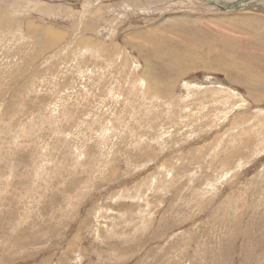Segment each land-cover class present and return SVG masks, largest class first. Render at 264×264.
<instances>
[{"label": "rangeland", "instance_id": "obj_1", "mask_svg": "<svg viewBox=\"0 0 264 264\" xmlns=\"http://www.w3.org/2000/svg\"><path fill=\"white\" fill-rule=\"evenodd\" d=\"M186 1L0 0V264H264L257 12Z\"/></svg>", "mask_w": 264, "mask_h": 264}, {"label": "bare ground", "instance_id": "obj_2", "mask_svg": "<svg viewBox=\"0 0 264 264\" xmlns=\"http://www.w3.org/2000/svg\"><path fill=\"white\" fill-rule=\"evenodd\" d=\"M18 1V0H17ZM21 1V0H20ZM25 1V0H24ZM91 2H93L92 4H94V0H90ZM97 1V0H96ZM186 1V0H184ZM190 1H193V0H188L186 2H188L189 4H192V3H195V4H201V2L199 0H197L196 2H190ZM90 2V3H91ZM203 3L205 4H208L209 6L213 7V8H216L218 10H221V11H227V12H230V13H238L240 11H251L253 10V12H257V13H253L251 15H243V16H233L234 19L238 18V17H242V19L240 20V23L242 21L243 25L245 24L246 25V28L250 29L249 31L252 33V36L250 37H247L246 41L243 42V43H239L238 41L236 40H233V39H229L231 41H224V39L222 37H219L216 35V29H215V32H214V29L212 28H208L205 29L206 32L208 31V35L206 36L207 41L205 43H203L204 46L207 47L208 51L210 52H213L215 53L212 49H214L212 47V45H209L210 43L211 44H224L227 46L228 50H223V51H219V55H220V61L218 63H215V66H216V69L218 71H220V69H228V70H231V71H234V72H237L239 69L243 70V69H246V70H243L245 71L244 73H240V75H242V78L245 77L246 78V74L248 73L249 70L247 69H251L249 68L248 66H246L248 63H250V59L251 57L255 60H258L259 56L258 54L260 53H256L255 51H251V50H258L260 49L261 47L264 48V17L263 14H264V0H202ZM16 3V2H15ZM131 3V2H130ZM88 4V3H86ZM85 4V5H86ZM137 2L133 3V4H130V5H136ZM17 5V3H16ZM19 5V4H18ZM126 5V4H125ZM204 5V4H202ZM198 6V5H197ZM93 8L97 9L98 12H101L104 8H96V3L92 6ZM207 8V6H206ZM205 8V9H206ZM131 9V8H130ZM210 9V8H209ZM0 10H2L0 8ZM44 8L41 9L40 11L41 12H44ZM3 11V10H2ZM95 11L94 15L96 18H99L97 16L98 12ZM259 12V13H258ZM102 14V13H101ZM221 14V13H220ZM260 14V15H259ZM230 15V14H229ZM215 16V15H214ZM223 16V15H222ZM6 17H13L12 14H9V15H5L3 16V13L0 12V28L3 26L4 28L7 27L6 23L4 22L5 21V18ZM220 17V16H219ZM226 18H229L230 16H225ZM232 17V15H231ZM179 19V18H178ZM234 19H228V23L229 25H231L233 23V21H235ZM13 20V19H12ZM184 20V17H182L181 19L175 21L176 23L179 22V21H183ZM216 20V19H215ZM15 21V20H14ZM186 21V19L184 20ZM209 21H211L209 19ZM187 22V21H186ZM208 23V22H207ZM215 23V22H214ZM217 23V22H216ZM12 25V24H11ZM205 25V24H204ZM219 25V24H217ZM30 26L31 29H32V32L34 34H37L39 32L40 35H42L44 37V39H55L57 36L61 37L62 34L60 35H57L55 33V30L54 29H48L47 27L48 26H44L43 24H36L35 22L33 23H30ZM202 26V25H201ZM200 27V26H199ZM206 27V26H205ZM236 27V26H234ZM203 28V27H202ZM201 28V29H202ZM90 29V28H89ZM198 29V27H197ZM200 29V28H199ZM198 29V30H199ZM220 28L218 27V30ZM230 29V28H229ZM217 30V31H218ZM238 30V29H237ZM242 30V29H240ZM203 31V30H202ZM222 31V30H221ZM244 31V30H243ZM248 31V30H247ZM232 32V31H231ZM234 32V31H233ZM200 33H202L200 31ZM205 33V32H203ZM202 33V34H203ZM229 33V32H228ZM243 33V32H242ZM245 33V32H244ZM220 34V33H219ZM222 34V33H221ZM236 34V33H234ZM250 34V33H248ZM200 35V34H199ZM205 36V34H204ZM233 36V35H232ZM237 36V35H236ZM242 36V35H241ZM244 36H247L246 34H244ZM196 37V36H193V38ZM226 37V36H225ZM186 42L187 41H190L192 40L193 38L189 35H184L183 37ZM231 38V36H230ZM226 39V38H225ZM237 39V38H236ZM242 40V39H241ZM200 41V40H198ZM243 41V40H242ZM50 44V46H53V42H48ZM200 43V42H199ZM44 44V43H43ZM47 45V43H45ZM186 45V43H184ZM84 46H87V45H84ZM203 46V47H204ZM93 47V45H92ZM114 49L116 48H120L118 45H115L113 46ZM85 48H90V47H85ZM223 48V47H222ZM201 50H203V48L201 47ZM219 50V48H218ZM264 50V49H262ZM206 51V50H205ZM241 52H244L243 55H241ZM174 53V52H173ZM190 51L188 52V54H185L186 58H180L178 56L179 59H183V61H186L188 58L190 59V55H189ZM211 53V54H213ZM264 53V51H263ZM261 53V54H263ZM210 53L207 54V55H211ZM177 55V54H176ZM175 56V55H174ZM264 57V55H263ZM262 58V57H261ZM188 59V60H189ZM193 59V58H192ZM172 63H174L176 61V59L174 57H172ZM260 60V59H259ZM254 63V62H253ZM252 67V66H251ZM169 70V69H168ZM249 76V75H248ZM262 77V76H261ZM257 80H258V77H256ZM247 79V78H246ZM251 79V78H250ZM253 80V79H252ZM256 80V81H257ZM255 81V82H256ZM261 81V80H260ZM253 82V81H252ZM221 259V258H220Z\"/></svg>", "mask_w": 264, "mask_h": 264}]
</instances>
